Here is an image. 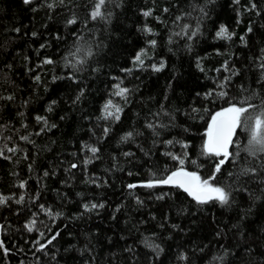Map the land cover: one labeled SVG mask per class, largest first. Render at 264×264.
<instances>
[{
    "label": "trees",
    "instance_id": "trees-1",
    "mask_svg": "<svg viewBox=\"0 0 264 264\" xmlns=\"http://www.w3.org/2000/svg\"><path fill=\"white\" fill-rule=\"evenodd\" d=\"M51 2L0 0V148L17 149L5 150L10 159L0 157V195L11 197L0 207V264H264L259 179L241 177L248 191H234L235 202L224 207L198 205L171 185L142 186L180 167L169 152L185 159V170L211 176L218 158L202 155V145L212 114L241 106L254 92L250 103L264 98V0H106L102 12L111 15L96 20L97 0H65L49 9ZM73 16L76 23L69 25ZM198 19L200 33L191 41L174 35L184 24L194 29ZM221 25L233 34L230 40L216 36ZM162 62L161 71L152 69ZM117 84L130 90L126 99H113ZM220 91L227 96L205 98ZM109 100L122 109L119 120L105 118ZM37 116L47 118L50 130L41 132ZM128 132L133 136L123 141ZM25 135L33 143L20 139ZM233 140L229 151L242 149L248 129L237 128ZM89 146L99 151L85 163ZM260 163L264 154L241 151L238 162H226L211 182L235 187L240 168ZM248 192L261 198L250 199ZM20 196L24 201L15 203ZM93 202L105 207L86 212L83 205ZM33 220L29 232L25 225ZM146 241L163 251L157 256ZM41 244L46 247L38 251Z\"/></svg>",
    "mask_w": 264,
    "mask_h": 264
},
{
    "label": "snow or ice",
    "instance_id": "snow-or-ice-1",
    "mask_svg": "<svg viewBox=\"0 0 264 264\" xmlns=\"http://www.w3.org/2000/svg\"><path fill=\"white\" fill-rule=\"evenodd\" d=\"M110 2V0H108ZM211 2V0H209ZM238 2V0H236ZM23 3L25 5H30L33 3V0H23ZM65 0H52L51 3L47 4V7L49 9H54L58 5H64ZM106 0H97L95 3L94 9L91 12V19L96 20L97 18L100 19H107L111 13H108V16H105L102 12V8L105 6ZM252 9H256V4H252ZM167 11V9H165ZM201 13L203 15H207L205 10L203 8L200 9ZM150 12H145L144 15H150ZM259 15V12H257ZM178 21L182 19V17L176 18ZM67 23L69 25L76 23V18L73 16L70 18ZM15 31L19 32V29H15ZM145 31L151 32L152 30L150 28H146ZM252 28L251 26L248 28V32H251ZM200 33V22L198 19V22L193 29L189 24H184L181 26V31L178 33H174V35L177 36H185L189 41H191L193 38H195ZM33 36H36V33H32ZM232 33H229L228 29L221 25L219 31L216 33V36L221 39H228L230 40L232 38ZM241 41L245 44L247 43L242 36ZM172 42L171 39L169 41ZM150 43L155 46L156 41L152 40ZM44 45H41V48H43ZM79 51V49L77 50ZM262 55L259 58L262 62L259 64L260 69L262 70L261 79L264 80V49L261 50ZM135 61L139 63L141 66H143V59L140 54H138L135 58ZM44 63H53L51 59H45ZM78 63H83V61H79ZM74 67V65H73ZM164 67L163 62L157 66L152 65V69L154 71H161ZM202 70V69H201ZM225 70L227 71V63L225 65ZM233 75H238L239 70L233 69L232 70ZM35 79L37 81L40 80L39 76H36ZM230 80V77H226L225 81ZM218 87L223 88L224 83H221L218 85ZM115 88L117 91L114 93L116 96H120L121 98L126 99L127 94L129 93L128 88H123L119 84L115 85ZM218 95L219 97L223 98L227 96V93L224 91H220L219 93H213L209 92L205 94V98L211 97L213 95ZM83 95V91H81L80 96ZM80 96H77V100L80 99ZM257 96V93H253L251 96L246 97L244 101L242 102L241 106H237L236 104H230L227 108H222L221 110L215 112L212 114L210 121L208 122L207 128L205 130V140L202 145V155L206 157H216L218 158L215 167L213 170V173L208 178H202L198 173L196 172H189L184 169L183 165L185 163V159L174 155L172 153H167V155L170 156L171 159L177 160L179 162L180 167L177 168L175 171H172L170 174H168L166 177L158 180H152L148 181L147 183L143 184V187L146 188H154L159 185H171L178 189H182L185 193H187L190 197H192L193 200L198 205H206L209 203H218L221 207L224 206H231L232 203H234V197L233 192L234 191H248L246 187L242 183H239L241 180V177L245 176H251L259 179V182L261 184H264V179L259 177L260 172H264V163H260L258 167H242L240 168L239 172L236 174V185L235 187L233 185H226V186H220L217 184H213L211 181L216 179V176L218 173H221L223 166L226 164V162L231 161V163L236 164L240 157V152L243 151L248 154V156H251L253 158L258 157L259 154H264V98H261L260 104H254L250 103L249 101L254 99ZM8 99H12L11 96L8 97ZM56 101H52V104L49 105L48 111H52V105H54ZM114 109V110H113ZM105 118H111L114 120H119L120 116L119 113L122 111V109L119 106L113 105L112 101L109 100L105 106ZM194 111H196L194 109ZM38 122H42L44 127L41 128V132L47 130H50L48 128V120L46 117L37 116L36 117ZM51 127H56L55 124L51 125ZM148 128L153 130V134L158 136L159 132L156 131V125H153L149 123L147 125ZM160 127H167V125H161ZM240 127H246L249 131V140L246 146H244L242 149L237 146L238 150L235 152H230L229 148L234 145L233 137L236 134V129ZM187 130V129H186ZM109 129H104V134L107 135ZM39 135L40 133H36ZM133 136L132 132H128L125 136L122 137L123 141H128ZM10 139V138H9ZM20 139L24 141H28L30 143H33V141L30 140L28 135L20 137ZM165 143L168 145H172L174 143L173 140H168ZM175 143H181L179 141H175ZM182 148H187L188 145L186 143H181ZM5 150L10 153H15L17 151L16 148H8L7 145H5L3 148H0V157H4L6 159H10V157L4 156ZM92 153V157L85 161V163H90L93 158H96V153L99 151L97 147L89 146L88 149ZM126 156L132 155V153H125ZM186 155V153H185ZM192 163H195V161H192ZM77 165L73 164L72 168H76ZM48 172L44 173V176H47ZM233 173H229V176H232ZM20 187H24V183L22 182L20 184ZM137 187L135 184H129L128 188L132 189ZM261 195H264V188L260 189ZM165 194H161L157 196V199H163ZM248 195L250 199L259 200L261 196L256 195L255 192H248ZM11 199V197H5L0 195V207L6 206L8 204V201ZM24 201V196H20L18 199H16L15 203L20 204ZM138 203H143L142 201H137ZM41 207H43L41 205ZM105 205L103 203L97 204V203H85L83 205V208L86 212H91L93 210L102 209ZM119 211V209H117ZM49 215H52L51 212H49ZM55 215L59 216L60 213H56ZM3 226L0 225V228ZM27 230L29 232L34 230L35 227V220L30 221L28 224L25 225ZM41 237H43L44 233H40ZM59 235L57 233L56 235H53L51 239L47 241V244H51L53 240L56 239V236ZM37 243H39L37 241ZM146 246L151 248L153 252L156 253L158 256L160 252L163 251V249L160 247L159 244L155 243H149L146 241ZM46 247V245L41 244L39 248L37 249L42 250ZM0 248H3V242L0 241ZM131 250V249H129ZM5 254H7V249L4 250ZM221 260L223 257L220 258Z\"/></svg>",
    "mask_w": 264,
    "mask_h": 264
},
{
    "label": "rangeland",
    "instance_id": "rangeland-1",
    "mask_svg": "<svg viewBox=\"0 0 264 264\" xmlns=\"http://www.w3.org/2000/svg\"><path fill=\"white\" fill-rule=\"evenodd\" d=\"M140 55L142 56V59H143V56L145 55V53H144V52H141ZM135 62H136V61H135ZM137 64H138L137 66H139V67L141 66L139 63H137ZM116 91H117V90H116ZM116 91H115V92H116ZM115 92H114V93H115ZM114 98L116 99V98H118V96H116V95L114 94L113 99H114ZM111 101H112V104H113V105H116V104L114 103V101H116V100H111ZM116 106H118V105H116ZM113 110H114V109H113ZM119 114H120V113H119ZM104 115H105V110H104Z\"/></svg>",
    "mask_w": 264,
    "mask_h": 264
},
{
    "label": "water",
    "instance_id": "water-1",
    "mask_svg": "<svg viewBox=\"0 0 264 264\" xmlns=\"http://www.w3.org/2000/svg\"><path fill=\"white\" fill-rule=\"evenodd\" d=\"M0 142H1V140H0Z\"/></svg>",
    "mask_w": 264,
    "mask_h": 264
}]
</instances>
